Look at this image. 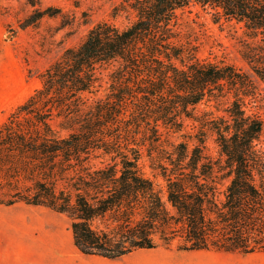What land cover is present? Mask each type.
Instances as JSON below:
<instances>
[{
  "label": "trees",
  "instance_id": "1",
  "mask_svg": "<svg viewBox=\"0 0 264 264\" xmlns=\"http://www.w3.org/2000/svg\"><path fill=\"white\" fill-rule=\"evenodd\" d=\"M27 3L22 28L58 13ZM192 5L244 29L254 42L240 55L264 81V0H121L113 15L133 20L95 24L0 124V205L66 215L76 249L106 260L176 240L178 251L264 252L263 124L245 102L254 82L181 43L179 11ZM226 97L224 116L197 115ZM187 120L200 125L197 143L167 152L164 134ZM208 130L217 157L204 152Z\"/></svg>",
  "mask_w": 264,
  "mask_h": 264
},
{
  "label": "rangeland",
  "instance_id": "2",
  "mask_svg": "<svg viewBox=\"0 0 264 264\" xmlns=\"http://www.w3.org/2000/svg\"><path fill=\"white\" fill-rule=\"evenodd\" d=\"M120 2L38 0L36 7H50L58 13L43 17L36 25L22 28L21 22L34 7L27 0H0V124L40 87V74L67 49L79 46L95 24L108 21L125 27L133 20L132 16L125 14L113 15L114 8ZM179 19L181 43L192 48L198 58L214 63H231L253 80L255 96L246 98L245 102L247 113L262 121L257 148L264 150V81L252 73L240 55L244 43L254 41L240 25L224 20L214 22L210 14L195 5L179 11ZM228 101L226 97L220 102L200 104L196 108L197 115L211 111L214 116H224ZM216 105H219V111L214 108ZM199 127L198 123L187 120L182 132L164 134L169 140L164 143L166 151L172 152L173 146L180 142L187 143L191 149L201 134ZM204 140V152L217 157L219 147L215 134L208 130ZM145 154L143 170L151 175L150 162ZM95 225L104 227L99 221ZM156 243L160 242L156 239ZM177 243V240L174 241L169 248L159 246L139 250L116 260L91 259L74 246L70 220L66 215L24 203L0 205V264H137L140 261L157 264H264V252L243 255L217 251H178Z\"/></svg>",
  "mask_w": 264,
  "mask_h": 264
},
{
  "label": "crops",
  "instance_id": "3",
  "mask_svg": "<svg viewBox=\"0 0 264 264\" xmlns=\"http://www.w3.org/2000/svg\"><path fill=\"white\" fill-rule=\"evenodd\" d=\"M91 259H102V258H100V257H96V256H91ZM60 261H64V260H60ZM80 261V260H79ZM81 261H83V260H81ZM140 261V260H139ZM65 262V261H64ZM84 262H86V261H84ZM88 262H89V260H88ZM66 263H68V262H66ZM89 263H91V262H89ZM86 264V263H85ZM92 264V263H91ZM137 264H157V263H150V262H145V261H140L139 263H137ZM162 264H164V263H162ZM166 264V263H165Z\"/></svg>",
  "mask_w": 264,
  "mask_h": 264
}]
</instances>
